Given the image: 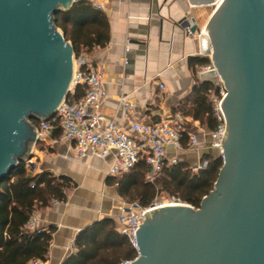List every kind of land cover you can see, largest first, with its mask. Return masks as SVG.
<instances>
[{
	"label": "water",
	"instance_id": "1",
	"mask_svg": "<svg viewBox=\"0 0 264 264\" xmlns=\"http://www.w3.org/2000/svg\"><path fill=\"white\" fill-rule=\"evenodd\" d=\"M74 3L0 0V181L31 159V120L52 118L71 91L75 52L54 20ZM190 31L214 66L199 78L218 73L227 89L223 166L199 208L148 212L136 231L138 256L123 264H264V0H223L204 31L196 23Z\"/></svg>",
	"mask_w": 264,
	"mask_h": 264
},
{
	"label": "crops",
	"instance_id": "2",
	"mask_svg": "<svg viewBox=\"0 0 264 264\" xmlns=\"http://www.w3.org/2000/svg\"><path fill=\"white\" fill-rule=\"evenodd\" d=\"M100 1L109 22V41L88 55L102 72L107 92L98 112L129 132L132 119L153 123L164 116H184L189 133L199 143L188 147L187 139L181 150L169 147L167 161L198 163L210 150V130L182 114L180 106L194 102V88L202 82L192 60L205 55L200 51V33L190 29L196 23L203 30L209 19L203 11L208 6L190 0ZM124 102L131 105L130 112L125 111ZM57 128L30 150L35 174L50 171L74 185L65 191V201L55 200L34 214L36 228L51 234L47 264H62L74 253L76 237L88 225L105 218L118 222L124 200L117 185L109 183L114 176L108 170L117 158L116 151L105 159L90 152L78 157L61 133L54 135Z\"/></svg>",
	"mask_w": 264,
	"mask_h": 264
},
{
	"label": "trees",
	"instance_id": "3",
	"mask_svg": "<svg viewBox=\"0 0 264 264\" xmlns=\"http://www.w3.org/2000/svg\"><path fill=\"white\" fill-rule=\"evenodd\" d=\"M54 23L72 43L76 55H89L94 47L105 46L109 41L108 18L86 0H77L69 10L59 11ZM192 62L197 70L207 66L210 58L197 57ZM215 92L211 79L202 80L194 88V102L181 104L182 114L213 131L218 125L213 112ZM84 93V87L78 86L70 96L80 99ZM48 121L57 126L53 117ZM33 123L39 127L42 120L34 119ZM60 133V128L55 129V136ZM186 141L187 138L184 139L185 147ZM202 159L208 161V166L198 171H193L191 164L183 161L174 164L167 161L162 173L152 182L146 180L149 166L141 159L129 171L111 177L109 183L117 185L119 195L125 201H137L143 207L150 206L158 194L165 193L199 208L203 197L214 189L223 166V160L215 150H207ZM73 186L70 179L50 171L35 174L24 160L11 169L0 181V264H29L33 259H48L50 231H32L27 228V222L53 201H65V191ZM117 224V220L105 218L85 227L76 237V251L62 264H123L135 259L136 248L126 235L116 230Z\"/></svg>",
	"mask_w": 264,
	"mask_h": 264
},
{
	"label": "built area",
	"instance_id": "4",
	"mask_svg": "<svg viewBox=\"0 0 264 264\" xmlns=\"http://www.w3.org/2000/svg\"><path fill=\"white\" fill-rule=\"evenodd\" d=\"M86 1L90 2L94 8L104 10V4L100 0ZM73 62L74 74L71 91L57 108L53 118L61 129V138L73 145L74 153L78 157L90 152L101 159H105L111 152L116 151L117 158L108 170L111 176L129 171L141 159H144L149 166L146 180L152 182L162 173L166 165V154L169 147L177 150L183 149L185 138L188 139V147L194 148L199 143L197 136L189 133L188 123L182 115L164 116L153 123L132 119L130 121L132 132L123 129L113 119H107L98 112L102 98L107 96L102 72L86 54H74ZM211 68H214V66L210 59L207 66L200 67L197 70V75L199 76L201 72ZM211 80L216 88L212 101L213 112L218 125L216 129L209 133V148L215 150L217 156L221 157L224 162L223 142L228 129V122L223 111L222 102L227 94V89L218 73ZM78 86L84 87L85 93L82 98L74 99L70 94H74ZM162 88H164V85H162ZM124 109L126 112L132 110L128 102H124ZM53 128L52 122L42 120L41 125L37 127L38 140H44ZM176 162L178 160L174 159L169 163L174 164ZM207 166L208 161L201 158L198 163L191 165V169L198 171ZM182 203L185 202L177 197H170L166 203L159 204L155 200L150 206L143 207L137 201L127 202L123 200L116 229L120 234L126 235L137 250L138 238L136 231L140 224L144 223L145 215L156 209L158 205ZM36 223V217L33 215L26 226L32 231L40 230L36 228ZM29 264H47V260L33 259Z\"/></svg>",
	"mask_w": 264,
	"mask_h": 264
},
{
	"label": "rangeland",
	"instance_id": "5",
	"mask_svg": "<svg viewBox=\"0 0 264 264\" xmlns=\"http://www.w3.org/2000/svg\"><path fill=\"white\" fill-rule=\"evenodd\" d=\"M222 1V0H221ZM220 1V2H221ZM219 2H217V4H215V5H210V6H208V7H206L205 8V11H203V13H205V15H204V18L205 19H207V17H209L210 18V16H211V14L213 13V11L217 8V6L220 4H218ZM204 10V9H203ZM207 23V22H206ZM205 25L206 24H204L202 27H203V31H204V29H205ZM42 118V117H41ZM31 122H33L32 120H31ZM33 158H31V159H29V160H27V159H25L24 161L27 163V164H29V162L32 160ZM35 172V171H34ZM169 196L167 195V194H165V193H161V194H158L157 195V198H156V202L157 203H159V204H163V203H166L168 200H169ZM163 207V206H162ZM158 208H160V206L158 207ZM157 208V209H158ZM155 210V209H154Z\"/></svg>",
	"mask_w": 264,
	"mask_h": 264
},
{
	"label": "bare ground",
	"instance_id": "6",
	"mask_svg": "<svg viewBox=\"0 0 264 264\" xmlns=\"http://www.w3.org/2000/svg\"><path fill=\"white\" fill-rule=\"evenodd\" d=\"M220 1H221V0H219L218 2L221 4V2H222L223 0H222L221 2H220ZM219 3H218V4H219ZM220 4H219V5H220ZM219 5H218V6H219ZM73 65H74V62H73ZM73 74H74V71H73ZM71 82L73 83V77H72ZM72 83H70V84L72 85ZM171 205H176V204L158 205L157 208H158L159 206H160V208H161L162 206H171Z\"/></svg>",
	"mask_w": 264,
	"mask_h": 264
}]
</instances>
